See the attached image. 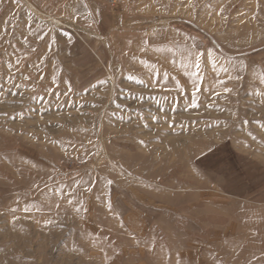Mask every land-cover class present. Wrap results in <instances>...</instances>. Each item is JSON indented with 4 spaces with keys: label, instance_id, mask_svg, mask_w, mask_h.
Returning a JSON list of instances; mask_svg holds the SVG:
<instances>
[{
    "label": "rangeland",
    "instance_id": "1",
    "mask_svg": "<svg viewBox=\"0 0 264 264\" xmlns=\"http://www.w3.org/2000/svg\"><path fill=\"white\" fill-rule=\"evenodd\" d=\"M0 113V264H264V0H0Z\"/></svg>",
    "mask_w": 264,
    "mask_h": 264
},
{
    "label": "built area",
    "instance_id": "2",
    "mask_svg": "<svg viewBox=\"0 0 264 264\" xmlns=\"http://www.w3.org/2000/svg\"><path fill=\"white\" fill-rule=\"evenodd\" d=\"M104 1L110 7H115L119 3V0H104Z\"/></svg>",
    "mask_w": 264,
    "mask_h": 264
},
{
    "label": "snow or ice",
    "instance_id": "3",
    "mask_svg": "<svg viewBox=\"0 0 264 264\" xmlns=\"http://www.w3.org/2000/svg\"><path fill=\"white\" fill-rule=\"evenodd\" d=\"M196 67L199 68V63L197 62ZM0 114H4V113H0ZM141 143H143V141H141Z\"/></svg>",
    "mask_w": 264,
    "mask_h": 264
},
{
    "label": "bare ground",
    "instance_id": "4",
    "mask_svg": "<svg viewBox=\"0 0 264 264\" xmlns=\"http://www.w3.org/2000/svg\"><path fill=\"white\" fill-rule=\"evenodd\" d=\"M128 228V227H127Z\"/></svg>",
    "mask_w": 264,
    "mask_h": 264
}]
</instances>
